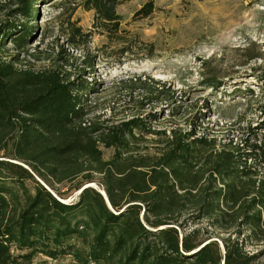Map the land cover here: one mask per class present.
Listing matches in <instances>:
<instances>
[{"label":"trees","instance_id":"trees-1","mask_svg":"<svg viewBox=\"0 0 264 264\" xmlns=\"http://www.w3.org/2000/svg\"><path fill=\"white\" fill-rule=\"evenodd\" d=\"M44 1L19 0L12 16L28 23ZM81 4L95 12L96 29L125 47L119 0ZM154 12L151 0L136 15ZM27 23L0 30V264H258L246 249L264 242V173L257 171L264 170V103L252 143L221 149L193 132L154 129L153 113L96 126L88 121L87 71H23L2 55L8 40L29 45ZM91 38L73 26L67 43L77 48ZM95 58L83 61L91 75ZM102 148L111 150L109 161ZM65 183L75 191L100 185L112 209L94 188L64 204L55 186ZM195 211L226 235L221 245L189 229Z\"/></svg>","mask_w":264,"mask_h":264},{"label":"rangeland","instance_id":"rangeland-1","mask_svg":"<svg viewBox=\"0 0 264 264\" xmlns=\"http://www.w3.org/2000/svg\"><path fill=\"white\" fill-rule=\"evenodd\" d=\"M18 1L0 0V30L11 21L27 23L12 16ZM81 1L45 0L33 6L39 12L27 23L32 28L29 45L18 48L8 40L2 55L7 61L17 58L16 67L23 71H87L94 89L88 121L96 126L153 113L159 118L150 122L154 129L193 132L196 138L215 139L218 149L252 143L249 134L261 121L258 109L264 103V0H152L155 12L147 19L136 13L151 0H119L125 47L95 28V12L86 11ZM73 26L92 34L88 44L68 45ZM94 57L92 76L83 61ZM208 80L221 83L219 91L202 85ZM102 152L109 161L111 150ZM257 171L264 173L262 167ZM74 184L55 186L64 204L79 201ZM91 186L104 194L100 185ZM193 215L189 229L221 245L226 235L211 221L197 220L196 211ZM246 251L264 264V242Z\"/></svg>","mask_w":264,"mask_h":264},{"label":"water","instance_id":"water-1","mask_svg":"<svg viewBox=\"0 0 264 264\" xmlns=\"http://www.w3.org/2000/svg\"><path fill=\"white\" fill-rule=\"evenodd\" d=\"M87 188H94V187L91 186V185H90V186L88 185V186L84 187L83 190H84V189H87ZM94 189H95V188H94ZM83 190L80 191V194H81V192H82ZM100 193H101V192H100ZM101 194H102V196L104 197V199L106 200V202H107L109 208L112 209V207H111V205H110V203H109V201H108V198H107L105 192H104V194H103V193H101Z\"/></svg>","mask_w":264,"mask_h":264},{"label":"bare ground","instance_id":"bare-ground-1","mask_svg":"<svg viewBox=\"0 0 264 264\" xmlns=\"http://www.w3.org/2000/svg\"><path fill=\"white\" fill-rule=\"evenodd\" d=\"M95 186V185H94Z\"/></svg>","mask_w":264,"mask_h":264}]
</instances>
